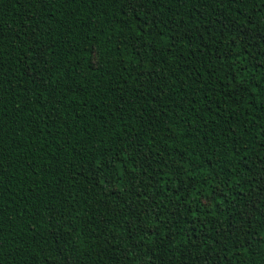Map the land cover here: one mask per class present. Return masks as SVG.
<instances>
[{"label": "trees", "instance_id": "obj_1", "mask_svg": "<svg viewBox=\"0 0 264 264\" xmlns=\"http://www.w3.org/2000/svg\"><path fill=\"white\" fill-rule=\"evenodd\" d=\"M126 11L0 0V264H264V0Z\"/></svg>", "mask_w": 264, "mask_h": 264}, {"label": "snow or ice", "instance_id": "obj_2", "mask_svg": "<svg viewBox=\"0 0 264 264\" xmlns=\"http://www.w3.org/2000/svg\"><path fill=\"white\" fill-rule=\"evenodd\" d=\"M147 2H148V0H121L122 6L125 7V9L127 11L133 12V14H135V9L137 7H143L144 4L147 3ZM151 2L155 3V0H151ZM220 2L225 4V5H227L229 2L234 3V4L238 3V2L239 3H244L245 0H220ZM127 11H126L125 14H127ZM236 30L239 31L238 29H236ZM260 195L264 196V188H261ZM255 203H258V201H255L252 205H250L251 207H253V210H255ZM204 206L207 207L208 206V202H205ZM132 215L135 216V213H133ZM251 218H252L251 216L248 217L249 220H251ZM158 226H159V222H157V224H155V225H144L142 223L137 224L136 221L133 220L132 224H130L129 227L130 228L135 227V231H133L131 233L129 238H131L132 236L138 235L139 232H144L148 236H159V233L155 231V229ZM240 227H243V225H240ZM149 228H151L152 231H149ZM143 238L144 237H141V239H143ZM224 239H227V236H225ZM241 246H244L243 242H241ZM0 248H2V245H0ZM225 251H226V249H225ZM133 256H135V253H133ZM208 259H210V257L204 260V264H208Z\"/></svg>", "mask_w": 264, "mask_h": 264}]
</instances>
